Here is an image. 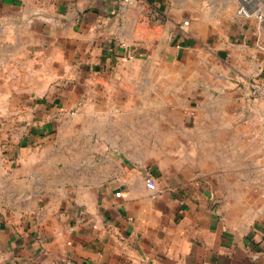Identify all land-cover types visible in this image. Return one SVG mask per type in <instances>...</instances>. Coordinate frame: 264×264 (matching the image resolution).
Masks as SVG:
<instances>
[{
  "label": "crops",
  "instance_id": "0c3cea01",
  "mask_svg": "<svg viewBox=\"0 0 264 264\" xmlns=\"http://www.w3.org/2000/svg\"><path fill=\"white\" fill-rule=\"evenodd\" d=\"M241 5L0 0V83L26 86L10 103L16 145L119 93L153 141L34 153L54 173L32 164L25 197L0 204V264H264V97L248 93L264 80V19ZM129 55L165 72L131 74Z\"/></svg>",
  "mask_w": 264,
  "mask_h": 264
},
{
  "label": "rangeland",
  "instance_id": "374dc122",
  "mask_svg": "<svg viewBox=\"0 0 264 264\" xmlns=\"http://www.w3.org/2000/svg\"><path fill=\"white\" fill-rule=\"evenodd\" d=\"M242 4L248 7L256 6L258 9H263L264 11V0H242ZM257 9V10H258ZM261 31L263 34L264 43V27L261 25ZM129 61H134L129 67L125 68V71H129L131 74L139 73L140 71H145L147 73H160L165 72L163 64H155L150 62H139L134 55L128 56ZM16 83V92L13 84ZM25 81H9L7 83H0V126L3 131L7 132L8 137L2 138L0 140V204H9L11 200H18L21 197H25V192H27V187L32 186L31 180L33 179V174L31 172V165L43 164V171L50 172L48 164L50 160H41L38 157H33L36 152L39 153H57L59 151H73L79 147L78 141L81 137L87 141L95 143L96 141L111 140L112 138L116 141H123V138H130V142L135 141V139H141L142 141H148L153 147L152 132L148 129L137 126L138 123L144 119L148 120V117H141L135 112L127 111V107L123 104L126 102V97L121 93L115 95L114 97L110 95L98 96L96 97L88 96L86 98L85 110L82 112L71 111L64 119L68 120L65 126L57 127L49 141L40 140L36 143H20L15 144V130L23 131L19 124H14L16 113L10 111V103H13L15 99L19 102L21 99L20 90L24 89ZM27 83V81H26ZM66 83V82H65ZM8 85V86H7ZM135 85L132 84V87ZM6 87V88H5ZM164 88V87H162ZM89 90V86H87ZM13 93H17L14 95ZM137 100V97H136ZM154 97L149 99L153 102ZM125 101V102H124ZM143 103L137 101L136 107ZM97 105V106H95ZM117 106L116 109H114ZM95 107L97 110L95 111ZM78 113V114H77ZM20 115V114H18ZM107 138V139H104ZM75 139L77 143L74 144ZM81 141V140H80ZM107 144V143H106ZM89 151V146L87 148ZM63 161L58 160L55 163V170H62ZM31 192V191H30Z\"/></svg>",
  "mask_w": 264,
  "mask_h": 264
},
{
  "label": "built area",
  "instance_id": "2783aa9c",
  "mask_svg": "<svg viewBox=\"0 0 264 264\" xmlns=\"http://www.w3.org/2000/svg\"><path fill=\"white\" fill-rule=\"evenodd\" d=\"M125 3H130L133 0H124ZM238 13L242 16H244L247 19L253 18L256 16L259 20L264 19V15L260 12H256L251 7H248L247 5L242 4ZM188 22H184L183 26H187ZM248 93L250 97L252 98H262L264 97V80H254L252 81L248 86ZM145 183L147 188L150 191L156 192L157 191V182L153 175H151L149 172L145 174ZM120 193H117V196H119Z\"/></svg>",
  "mask_w": 264,
  "mask_h": 264
}]
</instances>
